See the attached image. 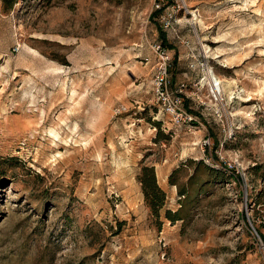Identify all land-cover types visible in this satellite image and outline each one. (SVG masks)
<instances>
[{
    "label": "rangeland",
    "instance_id": "rangeland-1",
    "mask_svg": "<svg viewBox=\"0 0 264 264\" xmlns=\"http://www.w3.org/2000/svg\"><path fill=\"white\" fill-rule=\"evenodd\" d=\"M0 157V264H264V0H0Z\"/></svg>",
    "mask_w": 264,
    "mask_h": 264
},
{
    "label": "trees",
    "instance_id": "trees-1",
    "mask_svg": "<svg viewBox=\"0 0 264 264\" xmlns=\"http://www.w3.org/2000/svg\"><path fill=\"white\" fill-rule=\"evenodd\" d=\"M18 2V0H3L4 9L8 10L12 7L13 4ZM161 37L164 38L165 34L160 33ZM12 160V157H0V165L6 163L7 161ZM190 162L192 160H189ZM202 161H199L198 164H202ZM204 165V164H203ZM205 168L211 169L214 171L213 167L208 165H204ZM1 173V171H0ZM137 179L141 185V190L143 193V198L146 206L149 208L150 213L156 217H160V212L165 204V192L157 183V178L155 174V168L153 165L142 164L140 167V171L137 175ZM171 184H174L173 181L170 180ZM179 195H183L187 197L186 190H179ZM181 207L175 211L165 210L164 217H166L169 221L174 222L180 218Z\"/></svg>",
    "mask_w": 264,
    "mask_h": 264
},
{
    "label": "built area",
    "instance_id": "built-area-1",
    "mask_svg": "<svg viewBox=\"0 0 264 264\" xmlns=\"http://www.w3.org/2000/svg\"><path fill=\"white\" fill-rule=\"evenodd\" d=\"M154 49L158 52L161 60L158 65L157 75L154 79V90L157 101L166 114L182 119L185 122L192 120V116L185 111L180 100L173 96L167 88V63L169 60L167 51L159 44Z\"/></svg>",
    "mask_w": 264,
    "mask_h": 264
},
{
    "label": "bare ground",
    "instance_id": "bare-ground-1",
    "mask_svg": "<svg viewBox=\"0 0 264 264\" xmlns=\"http://www.w3.org/2000/svg\"><path fill=\"white\" fill-rule=\"evenodd\" d=\"M213 76H211V75H208V83H209V85L212 87V89H213V91L216 93V90H215V88H214V83L217 81V79H216V77H213ZM219 90V89H218ZM221 90H219V92H220Z\"/></svg>",
    "mask_w": 264,
    "mask_h": 264
}]
</instances>
